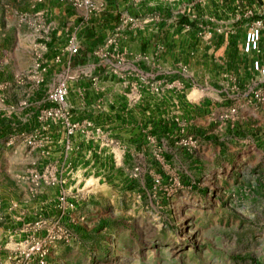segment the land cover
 I'll use <instances>...</instances> for the list:
<instances>
[{
    "label": "crops",
    "instance_id": "crops-1",
    "mask_svg": "<svg viewBox=\"0 0 264 264\" xmlns=\"http://www.w3.org/2000/svg\"><path fill=\"white\" fill-rule=\"evenodd\" d=\"M95 4L93 10L58 0L31 4L35 19L25 30L14 32L13 63L27 68V73L26 77L15 73L18 106L13 113H0V122L12 127L13 147L24 157L26 169L33 162L54 164L63 171L65 187L88 178L97 184L124 185L135 165L154 162L157 148L167 163L186 159L205 164V159L216 156V148L246 151L243 138L264 123V110L243 96L253 78V56L244 53L243 44L247 29L264 18L260 15L264 0H95ZM126 17L135 20L125 22ZM71 40L79 47L77 53L71 52ZM262 47L264 55V26ZM37 55L48 64L41 84L30 75ZM61 81L69 87L67 103L77 122L70 166L63 143L67 123H53L51 142L41 148L31 149L23 139L40 126V111ZM242 103L235 123L221 119L230 106ZM190 134L199 140L193 154L180 144ZM29 188L33 190L26 182L20 190L29 198L24 218L17 210L4 209L0 264H11L21 238L29 229L33 232L27 222L57 210L60 186L43 185L35 197L28 195ZM55 248L59 251L61 245Z\"/></svg>",
    "mask_w": 264,
    "mask_h": 264
},
{
    "label": "rangeland",
    "instance_id": "rangeland-1",
    "mask_svg": "<svg viewBox=\"0 0 264 264\" xmlns=\"http://www.w3.org/2000/svg\"><path fill=\"white\" fill-rule=\"evenodd\" d=\"M30 6L31 0H0V113L18 106L15 73L24 76L27 68L13 63L14 32L35 19ZM5 125L0 122V197L6 208L12 201L24 207L26 163ZM253 129L243 138L245 152L216 148L205 164L167 163L157 148L154 162L135 165L124 185L94 178L70 184L64 200L57 193L55 212L37 215L52 223L61 218L68 235L59 251L57 244L50 248V262L264 264V123ZM181 147L190 154L197 149ZM11 262L22 264L18 255Z\"/></svg>",
    "mask_w": 264,
    "mask_h": 264
},
{
    "label": "built area",
    "instance_id": "built-area-1",
    "mask_svg": "<svg viewBox=\"0 0 264 264\" xmlns=\"http://www.w3.org/2000/svg\"><path fill=\"white\" fill-rule=\"evenodd\" d=\"M45 0H31L33 6L44 2ZM62 3H69L73 6L80 4L86 5L90 10L96 8L95 0H58ZM253 12V11H252ZM39 14L41 12H38ZM260 15H264V8L261 9ZM135 19L133 17H126L125 22H131ZM40 24H38L39 26ZM264 26V18H257L253 24L247 29L245 41L243 44V51L245 54L252 55V70L253 78L250 87H246L244 91L245 101L252 103L255 102L257 107H261L264 110V55L262 47V29ZM121 27H118V31ZM113 42V39H110ZM70 49L72 53H77L79 50L78 45L74 40L70 41ZM34 68L31 70L30 75L36 79V83L41 84V74L47 70L48 64L40 55H37ZM26 77V75L22 76ZM157 90L158 88L155 87ZM69 93V87L65 81H61L50 93H49V105L42 109L39 114L40 126L34 132L30 134H24L23 139L26 144L32 149L35 147H43L47 142H51L49 137L50 126L55 122H63L68 124L67 136L63 139L64 153L66 156V163L68 166L73 165L71 161V155L73 152V141L71 135L74 134L77 129V122L72 119V111L67 103V96ZM242 105V106H241ZM245 105H232L229 109L221 115L222 120L235 123L239 119L240 109ZM90 124L91 123H87ZM100 131V129H97ZM180 144L189 148H196L199 145V140L195 135H186L180 139ZM120 156V155H119ZM138 170V168H136ZM137 175V173H135ZM23 179L28 180L31 183L32 191L36 194L41 192L43 185L47 186H60L58 196L61 200L65 199L66 192V179L63 171L56 167L54 164L45 163L40 166L37 162L31 163L27 170L23 173ZM5 206L2 198L0 197V222L4 220ZM8 210L16 211L20 219L25 217L26 210L19 203L12 201L7 206ZM32 224V225H31ZM26 225V224H25ZM31 225V226H29ZM29 226V227H28ZM26 228H32L33 232L21 238L19 248L14 256L10 257V260L18 255L22 264H30L32 261L36 264H54L51 263L48 256L50 248L55 246L60 241H66L68 235L65 230V225L62 223L61 218L50 222L44 218H37L33 223L26 225ZM12 264V263H11Z\"/></svg>",
    "mask_w": 264,
    "mask_h": 264
}]
</instances>
